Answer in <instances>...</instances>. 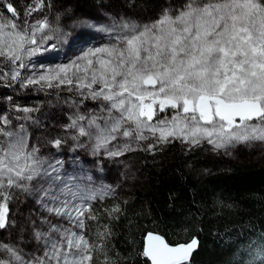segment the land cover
Wrapping results in <instances>:
<instances>
[{
    "label": "snow or ice",
    "instance_id": "obj_1",
    "mask_svg": "<svg viewBox=\"0 0 264 264\" xmlns=\"http://www.w3.org/2000/svg\"><path fill=\"white\" fill-rule=\"evenodd\" d=\"M129 7L139 11L77 21L104 38L46 65L39 57L71 40L53 0H0V89L12 90L0 106V264H193L198 236L145 231L138 245L150 210L137 211L97 172L177 143L226 155L264 146V0ZM18 92L47 99L21 105ZM45 106L55 109L47 124ZM234 234L222 264H264V228Z\"/></svg>",
    "mask_w": 264,
    "mask_h": 264
},
{
    "label": "trees",
    "instance_id": "obj_2",
    "mask_svg": "<svg viewBox=\"0 0 264 264\" xmlns=\"http://www.w3.org/2000/svg\"><path fill=\"white\" fill-rule=\"evenodd\" d=\"M53 2L56 5L54 11L62 14V24H66L64 30L71 32V36L76 31L72 26L77 21L84 19L95 24L92 20L106 13L133 15L139 11L129 7L133 0ZM135 2L155 6L156 0ZM11 94V89H0L1 106L8 104L2 96ZM14 99L21 105H35L47 97L37 92H18ZM41 111L49 114L43 121L47 124L55 109L45 106ZM43 132L36 128L35 135L43 139ZM252 147L257 146L238 147L234 149L236 155H226L223 151H213L210 146L186 151L177 143L165 147L154 157L136 153L121 158L124 163L122 169L118 167V176L123 179L124 186L117 190L120 197L134 203L137 211L147 207L151 213L142 220V228L137 230V244L143 243L145 231H167L177 242H186L195 235L200 239L201 247L194 254L193 264H222L225 244L236 238L235 234L229 237L226 233L242 232L253 225L257 230L264 228V149L259 147L261 149L252 151ZM116 173L117 169L112 174ZM220 201L232 204L235 214L222 212L218 205ZM178 219L193 221L187 233L170 227Z\"/></svg>",
    "mask_w": 264,
    "mask_h": 264
},
{
    "label": "rangeland",
    "instance_id": "obj_3",
    "mask_svg": "<svg viewBox=\"0 0 264 264\" xmlns=\"http://www.w3.org/2000/svg\"><path fill=\"white\" fill-rule=\"evenodd\" d=\"M107 15H113L111 13H106ZM81 21H88L89 20H81ZM95 22V24L99 25L100 23H106L107 20L104 15H100L99 17H96L95 20H92ZM92 23V22H90ZM77 31V32H76ZM76 31L74 32V35L71 36V40L66 43V45H63L62 47H59L56 51H49L46 53H43L44 55L39 57L38 62L43 63L46 65H53L56 63L64 62L68 57H71L75 54H78L83 48L92 46L94 44H98L104 37L101 33L97 32L95 28L86 27L84 25H80L79 27H76ZM6 95L2 96V99H6ZM30 102H38L34 99H29ZM1 106V104H0ZM63 122V121H61ZM44 138H50L48 137V133L43 132ZM257 147H252V151H255L253 149H264V146L260 145H252ZM261 147V148H259ZM237 150H232L231 155H236ZM89 161L92 159L91 157L87 158ZM116 160V161H106L105 166L103 167L102 171H98L97 175L105 184H112L114 186H119L118 189H122V185L124 186V181L121 178V176H118L120 171H118L119 168H123V161ZM88 167H92L91 164H88ZM119 167V168H118ZM117 169V175H113L112 173L116 172ZM124 188V187H123ZM117 189V190H118Z\"/></svg>",
    "mask_w": 264,
    "mask_h": 264
}]
</instances>
